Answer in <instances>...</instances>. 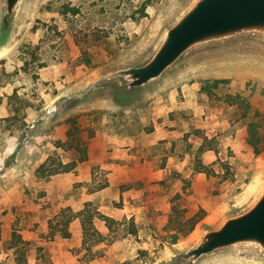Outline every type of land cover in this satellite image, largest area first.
Listing matches in <instances>:
<instances>
[{
  "label": "rangeland",
  "instance_id": "rangeland-1",
  "mask_svg": "<svg viewBox=\"0 0 264 264\" xmlns=\"http://www.w3.org/2000/svg\"><path fill=\"white\" fill-rule=\"evenodd\" d=\"M194 1L23 0L12 29L4 35L0 0V129H17L21 148V133L34 129L57 139L63 137L68 143L66 148L80 140L85 149L96 132H121L144 125L150 129L153 108L162 105L158 98L166 99L200 84L202 90L212 93L214 107L225 109L232 126L245 128L241 141H247L248 128L254 125L264 147L261 39L247 38L198 50L151 87L132 95L115 85H104L86 96L72 97L103 75L143 64L165 31ZM231 132L228 131L230 136ZM6 142L0 139V152ZM194 146L186 149L195 157L199 146ZM242 146L238 154L229 151L235 157L232 164L218 166L225 173L223 180L203 182L200 190L194 185L195 180L184 182L185 193L178 200L179 207L187 209L188 217L205 210L193 232L183 235L170 223H154L141 238H136L133 243L137 245L127 246L125 260L116 258L110 264L165 262L175 252L188 251L202 234L219 226L229 215L246 209L260 193L264 150L261 156L253 157L252 146L247 142ZM55 155L66 160L80 156L73 149ZM21 157L15 166L0 154L1 187L8 184L5 175L11 168L18 174L30 173L24 152ZM257 179L260 184L250 195L249 189ZM26 194L32 198L29 190ZM37 197L41 199L43 195L38 193ZM3 200L0 197V264H18L14 250L10 249L12 232L16 229L23 236L21 231L29 223L22 208L5 209ZM181 227L187 230L190 225ZM41 237L45 243L47 237ZM42 255L28 264H52L46 252ZM197 264H264V255L250 247L232 248L204 257Z\"/></svg>",
  "mask_w": 264,
  "mask_h": 264
},
{
  "label": "crops",
  "instance_id": "crops-1",
  "mask_svg": "<svg viewBox=\"0 0 264 264\" xmlns=\"http://www.w3.org/2000/svg\"><path fill=\"white\" fill-rule=\"evenodd\" d=\"M82 93L72 97L86 96ZM211 96L209 89L202 90L200 84H195L183 89L181 94L158 98L162 105L153 108L149 117L150 129L144 125L141 129L93 133L87 145L90 147L87 159L83 162L79 161L81 155L67 160L55 155L71 149L76 151L72 145L66 148L68 143L63 137L57 139L46 131L28 129L21 133V148L22 142L16 137L17 129H0V139L7 140L0 152L3 159L16 166L24 152L30 168V173L25 175L12 168L7 170L8 184L0 186L4 208H22L24 219L29 223L21 231L24 239L43 247L52 264H110L116 258L125 260L127 246L137 245L133 242L141 238L152 224H169L172 203L177 195H184L185 181L195 180L194 185L200 190L203 182L223 180L225 173L218 166L232 164L235 157L229 151L238 154L244 142L249 144V132L247 141H241L245 128L235 125V121L232 126L225 109L214 107ZM230 130L231 136L228 134ZM192 144L199 149L205 147L201 156L214 174L194 169L196 156L187 151L188 147L186 149ZM253 154V157L257 156L255 152ZM50 157H56L63 164L74 161L77 164L69 172L39 176L38 168ZM28 190L32 198H28ZM38 193L43 198L39 199ZM87 204L120 223L111 232L103 219H95L96 229L107 239L94 246V252L103 253L94 259L89 258L83 247L84 229L80 218L71 223L70 238H63L60 234L52 238L49 234L50 220L63 209L71 208L79 213ZM132 221L136 234L128 229ZM41 235L47 237L45 243L41 242ZM34 260L36 258L29 259L31 263Z\"/></svg>",
  "mask_w": 264,
  "mask_h": 264
},
{
  "label": "water",
  "instance_id": "water-1",
  "mask_svg": "<svg viewBox=\"0 0 264 264\" xmlns=\"http://www.w3.org/2000/svg\"><path fill=\"white\" fill-rule=\"evenodd\" d=\"M22 1L2 0L4 35L12 29ZM247 38L264 40V0H195L165 31L143 64L99 77L82 95L104 85H115L130 94L143 91L188 55ZM240 247L254 248L264 255V179L259 195L246 209L208 229L188 251L175 252L160 264H197L209 255Z\"/></svg>",
  "mask_w": 264,
  "mask_h": 264
},
{
  "label": "trees",
  "instance_id": "trees-1",
  "mask_svg": "<svg viewBox=\"0 0 264 264\" xmlns=\"http://www.w3.org/2000/svg\"><path fill=\"white\" fill-rule=\"evenodd\" d=\"M248 142L254 148V152L257 156L264 150L259 132L258 130H255L254 125H250ZM209 144V146L212 145L211 142ZM72 148H75V150L80 153V162H83L87 159L88 150L90 149L89 146L83 149L81 141L78 140L77 143L72 145ZM204 151L205 147L202 146L199 149L198 155L196 156L194 169L198 172H205L208 175H212L214 174V170L210 166L206 165L204 159L201 156ZM76 164L77 163L75 161L69 164H63L56 157H50V159H48L45 164L38 168L37 173L39 176H45L69 172L74 169ZM180 197L181 195H177L172 203V216L169 223L176 227L175 231L177 233L188 235L194 231L197 224L204 218L205 210L201 209L192 217H188L187 209H182L177 204V201L180 199ZM77 218H80L82 221L84 229L83 247L87 250L89 258L94 259L96 256H103V253L93 251L95 245L104 242L107 239V236L104 233H101L96 229L94 224L95 219H103L111 232H113V229L120 223L110 217L102 215L97 210H95L91 204H87L85 209L79 213L74 212L71 208L63 209L59 215L49 222L50 237L54 238L57 234H60V236L63 238H70L72 236L70 225ZM184 224H189V229H183L181 226ZM130 225V233L136 234L137 231L133 225V221L130 223ZM1 239L2 231L0 228V240ZM10 249L14 250L16 256L15 262L18 264H28L30 258L40 259L43 256V248L34 246L30 241L25 240L16 229H14L12 232Z\"/></svg>",
  "mask_w": 264,
  "mask_h": 264
},
{
  "label": "bare ground",
  "instance_id": "bare-ground-1",
  "mask_svg": "<svg viewBox=\"0 0 264 264\" xmlns=\"http://www.w3.org/2000/svg\"><path fill=\"white\" fill-rule=\"evenodd\" d=\"M259 184H260L259 179H257L256 182H255V184L252 187H250V189H249V192H250L249 194L250 195L256 190V188H257V186Z\"/></svg>",
  "mask_w": 264,
  "mask_h": 264
}]
</instances>
